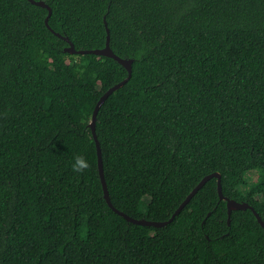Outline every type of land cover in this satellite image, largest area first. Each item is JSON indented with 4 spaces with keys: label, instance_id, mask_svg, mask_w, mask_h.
<instances>
[{
    "label": "trees",
    "instance_id": "obj_1",
    "mask_svg": "<svg viewBox=\"0 0 264 264\" xmlns=\"http://www.w3.org/2000/svg\"><path fill=\"white\" fill-rule=\"evenodd\" d=\"M0 0V264H264V0ZM109 30V33H108ZM78 161L82 163L78 164ZM250 173H256L252 181Z\"/></svg>",
    "mask_w": 264,
    "mask_h": 264
},
{
    "label": "water",
    "instance_id": "obj_2",
    "mask_svg": "<svg viewBox=\"0 0 264 264\" xmlns=\"http://www.w3.org/2000/svg\"><path fill=\"white\" fill-rule=\"evenodd\" d=\"M31 3L37 5V6H41L44 7L46 9H48L49 13L48 16L46 18V24L47 26L50 28L49 26V19L51 17L52 14V10L51 8L43 1H35V0H29ZM109 33V30H108ZM57 36L62 37L65 41H67L69 43V47H67L65 49V51L67 53L70 54H96V55H100V56H105L108 58H112L114 60H116L118 63H120L121 65H123L129 72V76L127 79H125L124 81H122L121 83L115 85L114 87H112L111 89H109L107 91V93H105L103 95V97L100 99V101L98 102L94 113H93V119L92 122L90 124V127L92 128L93 131V135L95 138V141L97 143V149H98V160H99V171H100V177H101V181L103 184V188H104V192H105V198L107 200V203L109 204L110 207H112L119 215L123 216L127 221L137 224V225H143V226H148V227H156V228H161L166 226L168 223H170L173 219H175V217L183 210V208L191 201V199L197 194V192L199 190H201L204 185L211 180L212 178H218V193L220 195V198L222 200H226L227 201V206H228V214H229V223H230V216L232 214L233 211H238V210H247L250 209L254 212V214L256 215L259 223L262 225V227L264 228V222L261 219V217L257 214V212L253 209V207H251L250 205L246 204V203H239L236 202L234 200H230L224 197L223 192H222V184H221V176L217 173L211 174L207 177H205L198 185L197 187L194 188V190L191 192V194L187 197V199L180 205V207L177 209V211L174 213V215L171 217L170 220L168 221H149L146 219H134L130 216H128L127 214L117 210L110 199L109 193H108V188H107V183L105 180V174H104V168H103V158H102V152H101V147H100V142L97 138L96 135V119H97V114L101 108V106L105 103V101L114 93L116 92L118 89H120L121 87H123L131 78L132 76V60L129 59H122L119 56H117L116 54H114V52L112 51L111 47H110V34L108 36V43L107 46L104 49H99V50H81V51H77L75 49L74 44L70 41L69 38L67 37H63L60 34H57Z\"/></svg>",
    "mask_w": 264,
    "mask_h": 264
},
{
    "label": "rangeland",
    "instance_id": "obj_3",
    "mask_svg": "<svg viewBox=\"0 0 264 264\" xmlns=\"http://www.w3.org/2000/svg\"><path fill=\"white\" fill-rule=\"evenodd\" d=\"M249 176L251 177L252 181H255L257 178L256 173H250Z\"/></svg>",
    "mask_w": 264,
    "mask_h": 264
},
{
    "label": "clouds",
    "instance_id": "obj_4",
    "mask_svg": "<svg viewBox=\"0 0 264 264\" xmlns=\"http://www.w3.org/2000/svg\"><path fill=\"white\" fill-rule=\"evenodd\" d=\"M79 163H82V161H78V164H79Z\"/></svg>",
    "mask_w": 264,
    "mask_h": 264
}]
</instances>
